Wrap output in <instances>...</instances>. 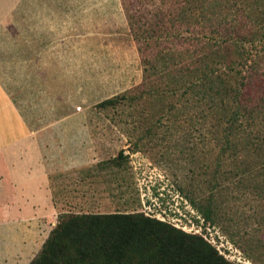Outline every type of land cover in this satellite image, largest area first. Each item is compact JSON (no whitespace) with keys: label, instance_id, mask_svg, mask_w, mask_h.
<instances>
[{"label":"rangeland","instance_id":"374dc122","mask_svg":"<svg viewBox=\"0 0 264 264\" xmlns=\"http://www.w3.org/2000/svg\"><path fill=\"white\" fill-rule=\"evenodd\" d=\"M6 1L9 0H0V17ZM20 1L26 3L16 16H22L23 22L14 20L6 31L0 24V86H8L11 93L16 84L26 85L21 89L18 107L28 116L63 111L85 114L84 121L73 124L75 127L83 124L91 130L95 144L93 149L76 145L75 159L114 162L119 165L118 171L123 172L122 178L114 180L119 192L114 190L108 200V211L144 216L161 213L163 223L200 236L204 241L206 237L231 264H264V197L249 193L239 196L229 191L226 198L218 199L222 210L210 221L185 197L205 202L210 190L202 176L205 169L191 161L193 154L205 150L200 145L202 137L198 130L177 129L183 121L171 127L170 114H166L168 119H163V127L156 128L155 115L141 111V106L95 108L99 102L141 82L137 44L125 8L134 15L135 27L146 29L142 27L145 21L148 26L157 21L159 1ZM19 33H23L22 41H25L23 50L37 47L39 51L43 49V54L19 58L15 49L21 47V41L13 39ZM35 73L40 95L29 86L36 83L32 77ZM195 113L192 109L189 116ZM150 126L152 131L141 140L145 128ZM82 137V133H75V140ZM226 156L225 183L231 182L232 186L243 179L250 167L241 157ZM85 209L76 205L63 210L70 212L65 214L80 215L84 213L73 212H85ZM57 214L62 213L59 210ZM57 216L44 226L45 237L57 224Z\"/></svg>","mask_w":264,"mask_h":264},{"label":"trees","instance_id":"16d2710c","mask_svg":"<svg viewBox=\"0 0 264 264\" xmlns=\"http://www.w3.org/2000/svg\"><path fill=\"white\" fill-rule=\"evenodd\" d=\"M158 1L157 21H145L146 29L125 8L141 82L95 108L141 106L155 115L156 128L170 114L171 127L183 121L177 129L198 130L205 150L191 161L205 169L210 190L205 202L185 197L210 221L229 191L264 197V0ZM227 154L250 167L232 186L225 183ZM29 264L231 263L200 236L142 213H114L60 214Z\"/></svg>","mask_w":264,"mask_h":264},{"label":"crops","instance_id":"0c3cea01","mask_svg":"<svg viewBox=\"0 0 264 264\" xmlns=\"http://www.w3.org/2000/svg\"><path fill=\"white\" fill-rule=\"evenodd\" d=\"M25 3H4L0 24L5 31L14 20L23 22L22 16L16 15ZM13 39L21 41V47L15 49L19 58L43 54L37 47L25 48L24 52L23 33L14 34ZM19 65L22 68L23 64ZM35 74L32 77L36 83L29 86L39 90ZM16 85L11 93L8 86H0V264H29L47 238L44 226L59 210L70 213L64 207L86 208L85 212L73 213H115L108 211V200L114 190L119 192L116 181L123 176L117 163L75 159L76 145L93 149L95 144L91 130L73 124L84 121L85 114L63 111L28 116L18 107L21 89L26 85ZM76 132L82 133L83 139L75 140Z\"/></svg>","mask_w":264,"mask_h":264},{"label":"built area","instance_id":"2783aa9c","mask_svg":"<svg viewBox=\"0 0 264 264\" xmlns=\"http://www.w3.org/2000/svg\"><path fill=\"white\" fill-rule=\"evenodd\" d=\"M150 211V210H149ZM146 216L147 217H152V218H154V219H156V220H159V221H161V222H165V220H164V215L163 214H161V213H158V214H156V215H148V214H146ZM204 239H205V241H207V243H210V244H212V242L210 241V240H208V239H206V237H204Z\"/></svg>","mask_w":264,"mask_h":264}]
</instances>
